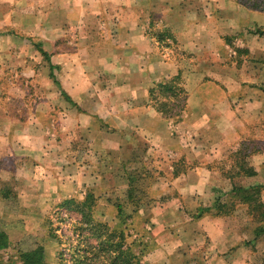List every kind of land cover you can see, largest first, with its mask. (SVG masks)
<instances>
[{"label": "crops", "instance_id": "obj_1", "mask_svg": "<svg viewBox=\"0 0 264 264\" xmlns=\"http://www.w3.org/2000/svg\"><path fill=\"white\" fill-rule=\"evenodd\" d=\"M233 13L243 17L229 28ZM263 26L264 12L235 0H0V222L12 201L24 208L41 198L81 201L87 190L107 188H120L116 198L129 201L130 179L139 171L147 174L141 181L145 201H159L139 208L161 230L149 234L153 241L190 244L186 251L203 264L208 259L206 264H245L251 253L245 242L255 235L243 233L240 212L246 207L229 194L237 182L223 171L235 165L233 158L245 145H254L246 162L255 174L240 185H264ZM154 27L168 33L181 55L196 57L201 70L160 51L148 34ZM236 32H244L239 46L249 55L238 68L222 69L226 39ZM91 35L97 40L90 42ZM71 45L90 46L93 52L71 53ZM176 75L188 92L187 112L179 122L163 117L149 97L156 84ZM88 76L109 79V95H99L102 86L95 88L93 100L83 95L81 79ZM71 124L93 130L89 152L95 158L109 152L108 169L97 164L93 174L76 161L80 153L71 146ZM105 125L114 129L104 131ZM46 129L54 140L64 132L56 153L33 146L38 137L47 139ZM21 142L26 144L17 147ZM55 155L62 159L57 166ZM139 161L143 167L136 172L125 170L127 163ZM181 162L189 165L185 171L179 170ZM260 200L264 207V189ZM227 204L234 206L232 213L225 212ZM7 217L9 226L3 223L1 229L12 246L17 217ZM178 221L187 224L171 235L169 226Z\"/></svg>", "mask_w": 264, "mask_h": 264}, {"label": "rangeland", "instance_id": "obj_2", "mask_svg": "<svg viewBox=\"0 0 264 264\" xmlns=\"http://www.w3.org/2000/svg\"><path fill=\"white\" fill-rule=\"evenodd\" d=\"M243 15L241 14H235L231 15L230 17V26L229 28H232L231 26H236V24L239 23V19H242ZM246 32H252L250 30ZM260 34L259 36L264 39V26L259 30ZM72 33V32H71ZM148 33V31H147ZM237 33V32H236ZM149 36L157 40L156 46L160 51H162L165 55L170 57V59H179V56L182 58V62L186 63L187 66H191L192 68H188L191 70H201L199 60L196 57H191L187 54H180V51L178 50V47L176 46V43H172L170 39H168V33L166 31H160L154 27V29H150ZM244 35V32H242L239 35V32L237 33V36L227 37V42L229 46L227 45L225 48V58L226 62H221L222 66L221 68H234L239 67L246 56L244 55V48H241L242 42L240 39L241 36ZM76 36V35H75ZM249 36V34H247ZM73 37V35L71 36ZM91 41H96L97 38H94L93 35L90 36ZM72 39V38H71ZM74 39V38H73ZM72 39V41H74ZM237 39V40H235ZM238 39H240L238 41ZM262 46L261 48L264 49V43L262 40ZM164 44H167L168 46L163 47ZM70 47L71 53H79V54H86L87 56L90 54V50L92 47L88 46L86 49H84L83 46L80 47V50L77 48V46ZM80 52H79V51ZM93 52V49H92ZM91 52V53H92ZM180 54V55H178ZM208 55H205L204 57H207ZM167 57V58H168ZM195 63V64H194ZM264 64V62H262ZM76 65V63L74 64ZM78 66L71 67V69H76ZM83 70H87L88 67H81ZM252 70V69H251ZM261 71V70H260ZM88 72H86L87 74ZM70 75H75L71 73ZM61 80V78H59ZM64 79L68 80L70 84L72 83L71 78ZM75 81V79H74ZM57 82V81H55ZM85 83V84H84ZM81 93L84 92L83 95L90 98V100H93L95 95L93 96V92L97 86H102L103 93H100L99 95L101 97L108 96L109 95V89L111 83L109 79H103V78H93L88 76L86 79H81ZM157 85V84H156ZM155 85V86H156ZM260 87V86H259ZM262 88V87H261ZM184 89L187 88L184 86ZM92 92V93H91ZM98 93V92H97ZM63 95H66L63 93ZM168 95V94H166ZM77 96V94H75ZM99 99V96H96ZM158 104H161L160 102H163V96L160 97L159 94L156 95ZM170 99L166 103L168 105V108L179 110L182 105H186L185 103V96L182 94L177 95L176 97H171L169 94ZM70 105L72 108L76 106V109L80 111L78 106L72 101L71 98H69ZM103 105H105L106 99H103L101 101ZM152 103V102H151ZM153 104V103H152ZM174 110V111H175ZM180 120H182V117L185 115V112H180ZM177 120V118H174ZM171 120V119H169ZM175 122L174 120H171ZM113 127H110L109 125H105L103 127L104 131H110ZM114 129V128H113ZM85 130V129H84ZM84 130H79L78 127L73 128V124L69 127V132L71 134V139H74L71 143V146L73 150L79 152V158H76V161L79 160V162L82 164V166H85L84 168L87 171L94 172L96 171L97 164L106 165L104 168L109 167V152H106V155L104 157V154L102 157L104 158H95V155L92 154L90 150L89 144H91V138L93 137V130H87L86 132ZM84 131V132H83ZM109 133V132H107ZM46 138L38 137L36 140V143H33V146H35L37 151H42L44 149H48L49 153H56L60 150L61 147H63V138L64 132H62L61 135L58 137L56 136V140H54V136L49 134L48 129H46V133L44 134ZM69 136V135H67ZM79 137V139H77ZM99 139V137H98ZM63 140V141H62ZM23 141V140H19ZM80 141V142H79ZM58 142V143H57ZM104 142V140H103ZM68 143V142H67ZM25 142L19 143L17 147H20L21 145H25ZM65 144V143H64ZM246 148V149H245ZM254 145H245V147L241 150V155H237L233 158V160L236 158H241L244 154L246 155L249 150H255ZM245 150V151H244ZM105 151V150H104ZM103 153V150H102ZM108 153V154H107ZM74 159V158H72ZM52 162L53 165L57 166L58 164L62 163V159L59 155L52 156ZM20 162L17 160V163ZM102 162V163H101ZM148 162V161H147ZM181 167H179V170H186L189 165H186L185 163L181 162L179 164ZM140 167H143L141 165V161L136 163L135 165H132L130 163H127L124 168L126 171H129V169L133 172H136V170H139ZM117 169V168H116ZM120 171V168H118ZM94 174V173H93ZM112 175V173H110ZM133 174H130V177ZM147 175L146 173H139L137 172V175L134 176V178L130 179L131 183L128 189V192L130 191V194L128 196V200L132 201V204H129V201H119V198H116L118 194L117 191L120 190V188L117 189V191H111L110 188L103 189V190H95V193L92 192V190H87L86 195L91 194L93 196V201L95 200V208H94V217L99 221H105L107 222L111 227L117 228V229H124V233L126 236V245L131 247L132 252L136 255L138 258L139 264H203L205 262L195 259V257L192 255V253L186 251L190 250V244H187L186 246L179 245L177 243L175 238H167V240L160 238H155L153 241V238L149 237V234L154 237V235H157L159 231L156 229L155 224H152L145 219V217L139 212V208L141 206H144L147 204L148 206H151L154 202L159 201H145L144 196L146 194L145 189L143 188V184H141V181L144 180L143 176ZM109 177V175H105ZM23 175L21 173L20 176H17L18 179H23ZM92 181V179L90 180ZM88 182V181H87ZM92 183V182H91ZM114 189V188H113ZM82 193V191H81ZM84 196V197H85ZM120 196V195H118ZM231 201V200H230ZM228 201V203H232ZM22 202V201H21ZM24 202V201H23ZM63 201H51L49 199L41 198L40 201H27V203L31 204L27 207H21L18 202L12 201L8 204L6 207V211L8 214H5L4 219L6 223L7 216H16L17 217V241L15 244L10 246L8 249L4 250L0 254V260L2 264H10L12 261H17V253L15 249H21V250H28L32 249L36 244L40 243H46V249L49 257H53L57 251L59 252L62 247H65L72 241H75L77 235L80 233L82 237H88V231L83 230L81 227L77 225L79 221H81V217L73 211H68L65 208H62L60 205ZM128 204V205H127ZM118 207H121L120 214L118 211ZM234 209V206H233ZM240 213H243L245 215L244 220L240 222L241 229L243 230V233L246 235L251 234L252 231H255L257 227H259L260 222L258 221H252V217H249L247 215L246 209L244 208ZM153 218V217H152ZM157 219H159L158 216H156ZM187 217L186 219H188ZM1 221V220H0ZM2 222H0V230H2ZM186 223V222H185ZM184 222H173V224H176L174 227L173 224L169 226V231H171V235H173V232L176 230L175 228L178 227V230H180V227L185 225ZM5 224V226H6ZM179 224V225H178ZM187 224V223H186ZM8 225V224H7ZM9 226V225H8ZM80 231H79V230ZM3 231V230H2ZM56 233L58 236L62 237L60 241H65L63 245L60 246L61 243L57 240H48V236ZM47 238V239H46ZM249 240H246V245L248 246L251 253H248L246 263L245 264H257L259 263V258L264 257V234L260 235L257 238H247ZM48 240V241H47ZM87 243H92L91 239L86 240ZM159 242L158 247L162 246V249H157L156 244ZM263 245V246H262ZM262 246V247H261ZM164 247H167L166 250L169 253L163 252ZM156 250V251H155ZM66 249L64 250V253H66ZM188 252V253H187ZM202 259H205V256H201ZM214 261H215V255ZM208 261H211V259L206 260V263ZM198 262V263H197ZM205 263V264H206Z\"/></svg>", "mask_w": 264, "mask_h": 264}, {"label": "trees", "instance_id": "obj_3", "mask_svg": "<svg viewBox=\"0 0 264 264\" xmlns=\"http://www.w3.org/2000/svg\"><path fill=\"white\" fill-rule=\"evenodd\" d=\"M235 2L248 10L264 12V0H235ZM165 46L167 47L168 45L164 44L163 47ZM42 54L47 56L43 51ZM157 94L160 97L163 96L164 101L160 102L161 104H158ZM169 94L171 97L182 94L185 96V100L187 99L188 92L184 89V83L180 75L164 80L149 91L150 100L156 110L163 117L179 122L180 112H187L186 105H182L178 111L173 108L169 109L168 105L164 103L170 99ZM174 118H177V120ZM238 153L241 155V151H238ZM246 158L247 155L245 154L241 158H236L234 161L235 165L226 167L223 175L237 182L229 194L236 197L239 200L238 202L246 207L247 215L252 217V221L260 222L261 225L254 231V238H257L264 234V207L260 200V193L264 189V185L250 188H244L240 185L243 178L255 174L254 170L247 164ZM178 167L181 166L178 164ZM129 194L130 191L128 192ZM132 203V201H129V204ZM60 206L68 211L76 212L81 217V221L77 225L88 231V237H82L80 235L81 232H79L75 241L62 247L53 257H49L47 253V242L45 244L37 243L36 246L28 250L15 249L18 258L17 261H12L10 264H139L138 258L132 252L131 247L126 245L124 229H115L107 222L99 221L94 217L95 200L93 201L91 194L86 195L81 201L76 199L65 200ZM219 208L222 209L224 207ZM225 208H227L225 212L232 213V204L225 205ZM120 210L121 207H118L119 214L121 213ZM60 239L62 237L56 233L48 236V240H57V242L61 243V246L65 241H62V243ZM87 239H91L92 243H87ZM9 246L7 234L0 230V254L8 249ZM65 249L68 255L64 253ZM0 264H2L1 260ZM257 264H264V257L259 258V263Z\"/></svg>", "mask_w": 264, "mask_h": 264}]
</instances>
